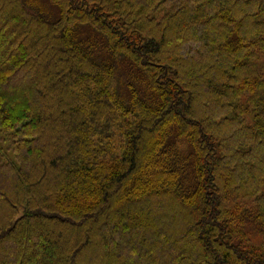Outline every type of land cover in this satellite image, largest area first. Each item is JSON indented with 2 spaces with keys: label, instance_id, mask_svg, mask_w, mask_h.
I'll return each mask as SVG.
<instances>
[{
  "label": "trees",
  "instance_id": "trees-1",
  "mask_svg": "<svg viewBox=\"0 0 264 264\" xmlns=\"http://www.w3.org/2000/svg\"><path fill=\"white\" fill-rule=\"evenodd\" d=\"M0 264H264V0H0Z\"/></svg>",
  "mask_w": 264,
  "mask_h": 264
},
{
  "label": "rangeland",
  "instance_id": "rangeland-1",
  "mask_svg": "<svg viewBox=\"0 0 264 264\" xmlns=\"http://www.w3.org/2000/svg\"><path fill=\"white\" fill-rule=\"evenodd\" d=\"M115 139H116L117 141H119V142L121 141V138H120L119 136H115ZM116 152H117V154H120V153H121L119 147H117ZM241 206H242V205H241ZM255 238H256L257 240H261V239H262L261 235H257Z\"/></svg>",
  "mask_w": 264,
  "mask_h": 264
}]
</instances>
